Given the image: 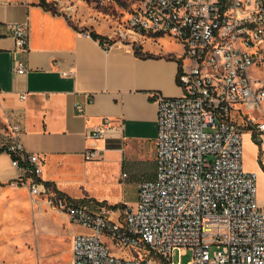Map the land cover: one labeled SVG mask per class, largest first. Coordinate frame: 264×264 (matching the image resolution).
I'll return each mask as SVG.
<instances>
[{"label": "built area", "instance_id": "built-area-1", "mask_svg": "<svg viewBox=\"0 0 264 264\" xmlns=\"http://www.w3.org/2000/svg\"><path fill=\"white\" fill-rule=\"evenodd\" d=\"M11 30L26 53L29 25ZM163 36L184 50L182 96L152 95L158 106L155 177L140 184L136 207L94 212L42 187L40 158L26 151L18 126L1 150L21 172L12 185L44 196L51 209L93 232L74 238L73 264H173L176 250L194 253L189 264H264L257 176L243 169V128L259 144L264 134V0H143L106 42ZM14 72L26 75L28 67L17 60ZM111 132L104 120L90 137ZM96 152L86 151L85 160Z\"/></svg>", "mask_w": 264, "mask_h": 264}, {"label": "crops", "instance_id": "crops-1", "mask_svg": "<svg viewBox=\"0 0 264 264\" xmlns=\"http://www.w3.org/2000/svg\"><path fill=\"white\" fill-rule=\"evenodd\" d=\"M42 1L0 0V264H73L74 238L87 233L67 214L51 209L44 196L12 185L21 172L1 151L12 126L20 128L26 151L40 158L42 187L98 212L106 206L82 195L93 163L105 152L123 153V162L140 172L152 152L156 159L153 93L182 96L179 43L167 36L134 37L129 43L105 41L106 49L85 34L110 38L118 29L112 21L91 18L81 0H45L52 9ZM25 23L26 53L18 50L11 30ZM17 60L27 65L26 75L14 72ZM104 120L111 122V135L91 138ZM260 145L264 149V134ZM90 150L97 151L96 157L86 161ZM259 153L253 134L244 133L243 169L245 157ZM247 172L263 188V168Z\"/></svg>", "mask_w": 264, "mask_h": 264}, {"label": "rangeland", "instance_id": "rangeland-1", "mask_svg": "<svg viewBox=\"0 0 264 264\" xmlns=\"http://www.w3.org/2000/svg\"><path fill=\"white\" fill-rule=\"evenodd\" d=\"M83 6L88 9L91 18L98 21L113 22L115 28L117 26H125L130 19L132 13L137 10L143 0H81ZM94 1L96 3H94ZM103 3V4H102ZM102 4V5H101ZM264 77V71L261 73ZM247 112L253 111L245 109ZM248 112V113H249ZM243 133L249 134L251 130L243 128ZM120 142V141H119ZM255 144L260 148L259 155L245 157L244 170L256 168L259 166L264 170L262 157L264 156V149L254 140ZM127 143H125V146ZM247 149L245 148V154ZM248 155V153H247ZM155 154L152 152L149 163L140 168V172L132 169L129 164L123 162V153L105 152L101 158L97 159L95 167L88 173V187L85 188L82 195L88 196L91 200L100 202L111 211H122L123 205L136 207L138 203L139 186L143 181L149 180L154 176L155 171ZM264 161V160H263ZM254 174V173H250ZM126 175V178L123 176ZM264 185V184H263ZM108 198V199H105ZM104 203V204H102ZM257 203L258 206L264 208V186L261 188L260 179L257 180ZM116 208V209H115ZM115 219V215H113ZM87 233L81 235H91L93 232L82 227ZM107 243L112 247L109 240ZM113 254L121 255L119 251L113 250ZM173 264H189L194 260V253L190 250L185 252L176 250L172 253Z\"/></svg>", "mask_w": 264, "mask_h": 264}, {"label": "trees", "instance_id": "trees-1", "mask_svg": "<svg viewBox=\"0 0 264 264\" xmlns=\"http://www.w3.org/2000/svg\"><path fill=\"white\" fill-rule=\"evenodd\" d=\"M41 5L44 7V8H47V9H52V6L51 5H48L45 0H43L41 2ZM92 38L96 41H100L101 43H104L105 41L108 40V38H103L101 36H98L97 34H92ZM259 144V143H258ZM116 209V208H115Z\"/></svg>", "mask_w": 264, "mask_h": 264}]
</instances>
